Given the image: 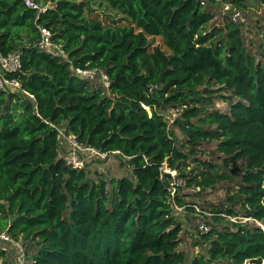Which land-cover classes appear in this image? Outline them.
<instances>
[{
  "label": "trees",
  "instance_id": "16d2710c",
  "mask_svg": "<svg viewBox=\"0 0 264 264\" xmlns=\"http://www.w3.org/2000/svg\"><path fill=\"white\" fill-rule=\"evenodd\" d=\"M49 1L38 17L23 0H0V52H22V90H0V231L27 254L35 247L26 264H264V228L240 220L201 233L206 252L188 258L174 213L186 204L175 180L208 189L234 177L197 157L216 142L225 169H241L230 204L264 222V62L233 19L245 1L232 0L231 18L210 31L205 0H101L120 15L110 21L87 0ZM37 24L65 57L35 47ZM76 67L103 69L109 85L79 78ZM216 95L227 111L207 107ZM168 107L179 112L172 122ZM59 128L110 156L72 167ZM116 155L132 178L113 180L109 194L87 167Z\"/></svg>",
  "mask_w": 264,
  "mask_h": 264
},
{
  "label": "rangeland",
  "instance_id": "374dc122",
  "mask_svg": "<svg viewBox=\"0 0 264 264\" xmlns=\"http://www.w3.org/2000/svg\"><path fill=\"white\" fill-rule=\"evenodd\" d=\"M40 1L44 4L43 7L53 4L49 0ZM87 1L91 8H93V14L98 15L104 21H110L113 18H120V15L115 10L109 8L103 1ZM205 1L206 5L203 7L210 10L215 15L213 21L207 25V29L210 31L215 27L223 28L224 22L227 17L231 18V12L236 9V6L233 5L232 0ZM244 1L245 7L242 8L244 10L240 11V17L237 20H234L241 25L246 50L253 54L256 60L264 62V6H262L257 0ZM223 94L229 95V93L226 92H223ZM228 105L229 101L216 95L213 97L211 104L207 107L219 108L227 111L229 109ZM164 113L166 114V117L171 118L170 122L179 115V112L171 107H168ZM175 131L177 143L182 146L185 142L186 134L179 127H176ZM219 156L220 153H216V142L202 143L201 151L197 153L198 158L217 164L219 171L225 172L227 170L226 172H228V174L234 175L233 178L217 183L208 189H200L188 184L179 186L178 193L186 204L184 206H174V213L183 228L180 233L179 249L184 251L188 255V258H192L200 252H206L208 243L200 238V234L208 232L211 228L228 230L233 228L229 221L238 220L242 222L246 221L251 226L260 225L264 228L263 221L244 216V211L241 208L240 203H236L233 206L230 204L228 197L234 194L239 186L241 169L239 168V165H231L229 169H225L221 157ZM188 162L190 163V166L187 168V171L188 174H191V170L195 168V162L192 157H190ZM87 169L89 170V178L91 180H98L100 176L108 181L109 194L114 191L113 180L124 176L132 178L131 169L122 164L120 156L117 155L110 161H92ZM168 170L169 169L167 168L166 171L169 172L170 170ZM170 172L173 176H177L175 170ZM229 207H233L234 210L238 211V216H229L225 213V210ZM218 210H222V213L220 214L223 219L220 221L217 219L219 216ZM202 225L207 227L206 230H202ZM2 246H7L8 250L3 249ZM35 252V247L31 248L30 246L28 248V254L30 256ZM14 254V248L12 246L9 244H0V264H13Z\"/></svg>",
  "mask_w": 264,
  "mask_h": 264
},
{
  "label": "built area",
  "instance_id": "2783aa9c",
  "mask_svg": "<svg viewBox=\"0 0 264 264\" xmlns=\"http://www.w3.org/2000/svg\"><path fill=\"white\" fill-rule=\"evenodd\" d=\"M24 4L37 11V16L46 10L48 6L43 7V3L38 0H23ZM240 12H235L233 19L237 20L240 17ZM40 31L41 38L35 47L39 50L50 54L52 56H66L63 47L57 44L52 39L50 29L42 24H37ZM22 52L19 50L11 51L7 54L0 52V90L8 92H18L22 90V82L15 76L21 69ZM75 74L82 79L94 80L96 77L103 82L105 86L110 83L109 76L101 68H75ZM147 108L145 104H142ZM60 136L62 137L68 152L65 156L67 164L74 168H84L86 162L89 160L105 159L110 156V153L101 151L93 146L83 145L78 141L73 134H66L63 129L59 128ZM119 153V151H115ZM169 171V170H168ZM170 172V171H169ZM176 185H184L186 182L183 179L175 180ZM175 190H173V193ZM202 230H206V226H201ZM0 244H9L14 248V262L13 264H26L28 254L21 239H16L8 234L6 231H0ZM3 249L8 250L7 246H2Z\"/></svg>",
  "mask_w": 264,
  "mask_h": 264
}]
</instances>
